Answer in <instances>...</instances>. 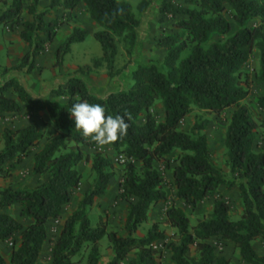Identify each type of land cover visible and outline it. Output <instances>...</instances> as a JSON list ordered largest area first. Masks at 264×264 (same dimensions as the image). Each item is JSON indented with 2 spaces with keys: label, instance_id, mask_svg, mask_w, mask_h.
Here are the masks:
<instances>
[{
  "label": "trees",
  "instance_id": "trees-1",
  "mask_svg": "<svg viewBox=\"0 0 264 264\" xmlns=\"http://www.w3.org/2000/svg\"><path fill=\"white\" fill-rule=\"evenodd\" d=\"M8 1L0 12V26L18 27V37L27 46V52L18 65L4 72L23 68L28 72L33 68L35 55L53 40L57 24L43 21L46 12L37 10L39 0H29L25 8L30 22L20 18L21 0ZM48 2V8L58 7L62 12L82 4L90 23L98 28L92 38L99 45L101 55L92 65L104 63L109 76L117 55L115 40L119 39L126 54H130L136 43L140 16L149 4V0H140L135 15L122 0ZM182 2L189 6L174 5L170 0L159 2L157 13L170 18L178 32L159 41L165 50L160 67L153 62L135 67L123 90L99 98L87 90L80 77H72L66 80L63 89L58 87L50 92V100H39L32 99L13 78L0 84V118L5 114L24 117L44 113L54 132L44 138L32 155L31 172L45 175L44 182L32 188L0 186V242L10 247L7 259L0 254V264H35L46 239V222L58 219L61 210L69 204L71 190L80 181L75 167L88 161L92 182L62 222L50 249L49 264H71V258L85 245L88 250L84 264H99L98 243L102 238L111 251V258L105 264H118L130 252L134 256L127 264H157L152 245L163 238L157 224L152 223L143 237L134 234L146 221L149 208L165 200L161 189L163 178L154 167L159 161L170 171L175 200L184 206L194 209L221 185L226 188L234 185L240 202L239 217L230 220L226 202L214 199L209 214L192 227L179 207L169 206L163 216L175 231L174 241L167 246L172 264H234L214 253L211 239L231 243L242 264H264V256L257 255L251 247L253 240L264 242V153L253 151L257 125L247 108L240 104L247 95L240 80L241 68L253 51L257 53V77L264 85V0ZM86 35L85 30L72 28L53 52L54 67L61 65L70 45L83 41ZM212 36L216 41H210ZM121 71L116 70L114 75ZM60 98L64 102L56 100ZM83 100L101 104L106 116H124L129 124L127 135L109 145L124 163L118 196L135 200L126 209L124 236L106 231L102 223L91 226L87 218L88 207L94 199L105 195L114 173L108 155L95 152L88 157L80 150L89 141L75 128L70 110L74 103ZM156 102L161 108L159 120L150 112ZM256 105L264 110V97H259ZM193 109L215 115L232 109L222 141L230 181L210 160L203 133L206 122L193 123L187 132L179 129L180 122ZM142 113V122L138 123ZM43 137L33 119L16 130L2 129L0 172L10 169L13 162L20 163ZM173 153L176 156L170 168L167 159ZM12 206H17L19 218L28 221L25 226L4 212Z\"/></svg>",
  "mask_w": 264,
  "mask_h": 264
},
{
  "label": "rangeland",
  "instance_id": "rangeland-1",
  "mask_svg": "<svg viewBox=\"0 0 264 264\" xmlns=\"http://www.w3.org/2000/svg\"><path fill=\"white\" fill-rule=\"evenodd\" d=\"M122 1L127 2L131 6L133 13L137 15L135 12V7L140 0ZM160 1L161 0H149V4L145 12L142 16H140V25L137 29L136 43L130 54H126L125 47L119 39L115 40L117 55L114 60V68L111 73L112 76H109L104 63L96 67L92 65V62L95 59H98L101 55L99 45L92 38V33L98 30V28L90 23L83 7L75 9L76 11H73V16H71L70 14L67 15L66 11L62 12V10L58 7L48 8V0H39L37 3V10L46 12L43 16V21L47 22L52 20L57 24L55 36L50 43L44 45V51H46L47 47L49 49V46L55 48V41L61 40V43L66 38V35L64 33L71 31L72 28H79L87 32V35L85 36L83 41L70 45L69 52L63 56L60 66L54 67L53 52L55 49L52 51L51 64L53 65L52 68L54 69V74L59 75L58 77L62 76L63 78H65V80L70 77H80L85 82L87 90L91 94L96 97L103 98L108 93L120 91L126 88L129 84V73L135 67L151 62L156 63L160 67L165 50L163 46L160 45L159 41L167 35L178 32L172 25L173 21L170 18L160 16L157 13V6L159 5ZM170 1L173 2L174 5L189 6L183 4L182 0ZM8 2V0H0V5L2 7L0 8V10L4 9L5 5H7ZM21 2L23 8L20 15L21 20H23V18H30L29 15L25 12V8L28 5L29 0H21ZM18 31V27L9 28L8 25L0 26V47L2 46L1 44L5 43L4 41L16 38V36L18 35ZM216 39L217 38L215 36H212L210 38V41H216ZM13 42L14 41H12V43ZM43 50L42 59H44L45 62L47 59L46 54L48 53L43 54L45 53L43 52ZM18 52L19 50H17L16 53ZM22 53L23 56L25 52ZM39 53H37L36 55H39ZM21 58L17 62L18 64ZM36 69L41 70L40 67H37ZM46 69L49 68H45V71L43 72L47 78L46 83L52 86L54 85L55 78H51L50 75H48L49 70ZM257 69V53L253 51V54L251 55L248 62L241 68L240 80L242 82V86L246 89L247 95L240 104L247 108L250 117L257 125V129L254 133L253 151L264 153V140L262 139V137L264 136V123L261 124L264 118V110L258 108L256 105V100L259 97H264V85L259 81L257 77ZM116 70L122 71L119 74L114 75ZM231 111L232 109H227L222 114L215 115L212 113L193 109L186 117H184V119L179 124V129L181 131L187 132L190 130L193 123L200 124L203 121L206 122L203 133L206 136L210 160L215 166H217L223 173L226 174L225 176L228 181H230L232 177L228 176L226 173L227 171L224 165V149L222 141L227 119ZM150 112L159 120V112H161L160 103H154L150 108ZM143 116L144 114L142 113L138 117V123L142 122ZM45 119L47 120V115H45L44 113L36 115V122L40 126L39 129L42 126L43 134L46 131L44 122ZM88 141V146H80V150L83 154L90 157L95 152H101L110 157L112 163V171L114 173L113 178L109 181L111 188L110 192H114V196L112 197L110 195L108 201L103 206L97 203V199H94L92 205L87 209V218L89 219L91 226L102 223L104 224L106 231H115L117 234L124 236L125 230L123 229V223L126 215V209L130 203L134 202L131 198L120 199L118 196L120 192V183L122 180L123 172L122 168L124 166V163L119 161L118 158L120 156L114 154L110 150L109 145L100 148L94 142H92L90 138L88 139ZM29 153H31V151ZM175 156L176 153L168 156L167 160L170 168L173 164ZM26 157L27 155L21 160L20 163L13 162L10 169H4L3 171H1L0 183L9 181L10 183L16 182L18 184H21V182L24 181L23 188H32L36 186L39 183V179L41 178V176L32 174V172L30 171V162L29 160H25ZM30 159L32 163V158ZM164 166V162L160 161L156 162V164L154 165L157 172L160 173L163 178L166 177L167 171L169 172V170L165 169ZM11 169L17 170V173L13 175ZM75 169L80 174L79 184L77 188L71 190V198L69 204L61 210L59 218L56 219V221L58 220L59 222L54 223L55 220H49L48 223H46V239L42 244L41 250L38 255V260L35 262V264L50 263V249L58 235L62 222L76 208L78 202L81 199L82 193L90 186L92 182L93 174L90 170L89 161L86 163H79L75 167ZM163 180L165 183V179ZM167 185L168 183L166 182L165 187H167ZM218 187H220V190L203 199L194 209H190L180 202H176V200L171 199H165L164 201L158 202L157 204L149 208L152 211H147L149 213L148 219H146V221L139 226L134 236L143 237L146 230L152 223L157 224L158 230L163 234V238L153 244L155 246L154 250L156 252L157 264L168 261L167 257H165L167 255L170 257V251L167 246L169 243L174 241L175 231L174 229L169 227L168 224H166L163 216L165 210L169 206L179 207L182 210V212L188 219L189 227L194 226L196 222L205 218L209 214L212 202L216 198H220L226 202L228 206V217L230 220H236L239 217L240 202L238 199L236 187L234 185H232L230 188H226L223 185ZM166 201L168 202L166 203ZM17 212L18 208L14 207L10 210L9 215H11L15 219H19L22 225L25 226L27 224V221L22 220L21 218L16 216ZM215 242L216 241L213 239L210 240L211 244ZM220 248L221 249L219 251L215 249L214 253L216 255L224 254L228 257V260L234 264L236 262H239L238 260L240 259H238L239 257L237 251L233 247L224 248V245H221L220 243ZM9 250L10 247L6 243L0 245V254L5 259H7ZM87 250L88 246L85 245L77 255L71 258V264H84ZM98 250V262L99 264H105L111 258V251L105 238H102L99 241ZM133 256L134 252H130L125 257V259L118 264H127V262L133 258ZM169 263L172 262L169 260Z\"/></svg>",
  "mask_w": 264,
  "mask_h": 264
},
{
  "label": "crops",
  "instance_id": "crops-1",
  "mask_svg": "<svg viewBox=\"0 0 264 264\" xmlns=\"http://www.w3.org/2000/svg\"><path fill=\"white\" fill-rule=\"evenodd\" d=\"M0 8H2L1 5H0ZM78 8H82L81 3H79V5L75 9H78ZM75 9L72 11H66L67 15L70 14L71 16H73V13H74L73 11H76ZM2 10L3 9H1L0 12ZM22 21H29L30 22L31 20H30V18H23ZM69 33H70V31H68L64 34L67 36ZM12 41H14V42L12 43ZM60 41L61 40L55 41L56 47L60 43ZM4 42L5 43L1 44L2 46L0 47V84L8 78H13L19 85L22 86V88L27 92V94L32 99H39V100H50L52 98V95L50 94V92L52 90H55L58 87H61V89H63L66 80L69 78H67L65 80V78H63L62 76L58 77L59 75H55L53 72L54 69L52 68L53 65L51 64L52 63L51 53L56 47L52 48L51 46H49V49L47 47L46 51L43 50V52H45L43 54L48 53V54H46L47 59L45 62H44V59H42V51H40L41 53H39V55H36V57L32 59L33 68L30 69V71H28V72L24 68L21 70H17V71L9 70V71L4 72V70L9 69L11 66L18 64L17 62L22 57V54H23L22 52H25V53L27 52V46L19 39L18 35L16 36V38H13L12 40H6ZM17 50H19L18 53H16ZM37 67H40L41 70H37L36 69ZM45 68H49V69H46V70H49L48 75H50L51 78H55L54 85H52V86L50 84L46 83L47 78L43 73L45 71ZM56 100L59 102H64L65 99L60 98V99H56ZM39 114H41V113H39ZM159 117H161V112H159ZM31 119L36 121V115H33V116L27 115L24 117L22 115L16 114V113L3 115V117L0 118V148L2 147V143H1L2 129L8 128L10 130H16V129L22 128V127L26 126ZM44 122H45L46 131L43 134V136H44L43 139H41V142L36 147L30 149L31 153L27 154V157L25 158V160H27V161L29 160V162H30V171H31V167H32V163L30 161L31 160L30 158H32V155L41 147V145L44 141V138L46 136L52 135L54 133L53 129L50 125V122L48 121V118H47V120L45 119ZM38 126H39V124H38ZM40 131L42 132V126L40 128ZM173 165H174V163L172 164V166ZM12 172H13V175H15V173H17V170L13 169ZM45 178H46V176L42 175L41 178L39 179L38 184L43 183ZM163 179H165V183L166 182L168 183L167 187H165V183L163 180V183L161 185V189L165 192V199L175 200L174 188L172 186H170V182H171L170 171L169 172L167 171L166 177ZM23 184H24V181H22L21 184H18L16 182L10 183L9 181H5V182H1L0 186L1 187L11 186L12 188H22V187H24ZM168 186H169V188H168ZM26 188H30V187H26ZM110 189L111 188H110V182H109L107 185V188H106L105 195L101 199H97V201H98L97 203L100 204L101 206H103L108 201L110 195L112 197L114 196V192H110L111 191ZM218 190H220V187H217V191ZM130 198L133 201H135L134 198H132V197H130ZM167 202L168 201H166V203ZM14 207H17V206H12L10 208H7L4 210V212L9 214L10 210ZM150 211H152V210L149 209L148 212H150ZM148 212H147V218L146 219H148V214H149ZM16 216H18V212H17ZM15 220L19 221V219H15ZM48 221L46 223H48ZM57 222H59V221L57 220ZM26 223H28V221ZM221 243L224 245V248L225 247H232L231 243H229L227 241H221ZM2 244H4V243L0 242V245H2ZM251 247L257 255L264 256L263 242H261L258 239L253 240V241H251ZM220 255L223 258L228 259V257L226 255H224V254H220ZM165 257H167L168 261H164V263L165 264H172V263H169V260H170L169 256L167 255ZM238 259H240V258H238ZM37 260H38V258H37ZM238 261L239 262H236L235 264H242L241 260H238ZM164 263L162 262L161 264H164Z\"/></svg>",
  "mask_w": 264,
  "mask_h": 264
},
{
  "label": "clouds",
  "instance_id": "clouds-1",
  "mask_svg": "<svg viewBox=\"0 0 264 264\" xmlns=\"http://www.w3.org/2000/svg\"><path fill=\"white\" fill-rule=\"evenodd\" d=\"M105 112L101 104H92L86 100L74 103L70 110L75 128L85 139L90 138L100 148L126 136L129 128L124 116H106Z\"/></svg>",
  "mask_w": 264,
  "mask_h": 264
},
{
  "label": "built area",
  "instance_id": "built-area-1",
  "mask_svg": "<svg viewBox=\"0 0 264 264\" xmlns=\"http://www.w3.org/2000/svg\"><path fill=\"white\" fill-rule=\"evenodd\" d=\"M118 159H119L120 162H123V160L121 159V157H119ZM56 222H57V221L55 220L54 223H56ZM9 245H10V243H9ZM212 245H213L214 248H215L216 250H218V251L221 249V248H220V243H218V242L212 243ZM152 248L155 249V246L152 245Z\"/></svg>",
  "mask_w": 264,
  "mask_h": 264
}]
</instances>
